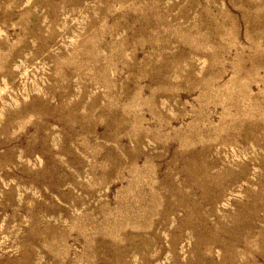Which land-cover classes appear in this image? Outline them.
I'll return each instance as SVG.
<instances>
[{
	"label": "rangeland",
	"instance_id": "rangeland-1",
	"mask_svg": "<svg viewBox=\"0 0 264 264\" xmlns=\"http://www.w3.org/2000/svg\"><path fill=\"white\" fill-rule=\"evenodd\" d=\"M0 264H264V0H0Z\"/></svg>",
	"mask_w": 264,
	"mask_h": 264
}]
</instances>
